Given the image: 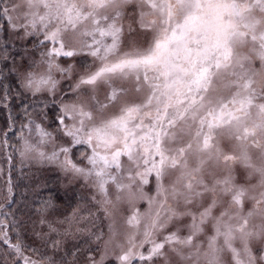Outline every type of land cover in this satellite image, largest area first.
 <instances>
[{
    "label": "snow or ice",
    "instance_id": "6c2138e0",
    "mask_svg": "<svg viewBox=\"0 0 264 264\" xmlns=\"http://www.w3.org/2000/svg\"><path fill=\"white\" fill-rule=\"evenodd\" d=\"M0 5L17 39L43 37L40 59L24 74L33 94H55V73L70 70L60 57L86 54L97 65L72 87L78 96L90 93L91 103L63 104L56 135L36 124V139H24L20 154L83 178L106 214L109 205H130L125 223L131 231L122 242L116 232L106 241L120 249L117 264H171L169 253L180 264H264V0ZM129 11L151 36L122 51ZM102 85L104 101L95 94ZM81 144L90 152L77 163L71 152ZM150 177L155 196L140 213L136 194L144 198ZM6 227L0 221L10 244ZM52 243L58 248L61 242ZM11 247L23 257L19 241ZM104 255L90 264H103Z\"/></svg>",
    "mask_w": 264,
    "mask_h": 264
},
{
    "label": "rangeland",
    "instance_id": "374dc122",
    "mask_svg": "<svg viewBox=\"0 0 264 264\" xmlns=\"http://www.w3.org/2000/svg\"><path fill=\"white\" fill-rule=\"evenodd\" d=\"M1 6L3 7V5ZM1 19L6 22L4 29ZM8 23L9 21L2 13L0 17V53L5 55L10 52L4 46L6 44L2 37L4 35L8 37V43L24 47L22 57L13 62L7 72L14 71L18 74L20 85L25 92L39 97L45 95L56 97L59 99L60 108L63 104L77 101L91 103L90 93L83 92L78 96L76 92L72 91V87L80 76L86 74V70L94 71L97 66L93 62V58L86 54L59 58L60 65L70 70L63 75L59 72L55 73V79L59 81L55 94L47 92L33 94L31 90L25 88L24 74L29 70L33 60L40 59V53L44 50V45L40 43L43 37L32 36L26 39H17L11 29L6 27ZM123 26L122 51L128 50L133 44L142 46L150 39L151 34L140 27L138 16L131 11L124 17ZM108 42H110V38ZM48 46L51 47V44ZM253 67L259 70L260 62L254 61ZM3 71L4 68L0 65V78L6 73ZM116 86L121 85L117 84ZM122 86L131 88L130 83H124ZM107 91V87L102 85L95 94L100 101H104ZM132 95L134 94L130 93V97ZM2 104L0 98V107L3 105L6 107L0 108V221L7 226L6 231L10 238V244L4 243L3 233L0 232V252L3 255V262L5 264H25L23 257H28L36 264H90V258L99 261L101 256L107 252L104 255L103 264H117L116 256L119 255L120 249H114V246L111 243L106 244V241L109 240L113 232H116L120 234L122 242L123 236L131 231L125 223V219L130 215V205L126 201L121 202L116 208L109 205L107 206L109 214H106L104 207L97 202L100 197L97 195L96 200H93V196L96 195L95 190L83 178L65 172L58 163L40 162L36 159L22 157L20 149L24 139L30 141L36 139V124H40L54 136L57 129H50L47 120L31 116V113L26 116L23 124H18V127L11 123V119H9L10 122H7V127H4L1 115L4 113V109L10 111L11 100L8 99L5 104ZM7 131L9 139L6 136ZM51 148V144L46 146V150L49 152ZM6 150H8L7 153ZM89 152L87 145H76L72 149L71 158L80 163L82 154ZM6 156L10 158L7 162L8 166L5 163ZM11 156H14L15 159L12 160ZM149 179L150 183L143 188L144 198H139L140 193L136 194L135 208L140 213L148 212L147 198L155 196L154 179L151 177ZM238 179H242V177H238ZM54 187L71 191L75 194V202L67 205L57 201L52 193ZM109 188L110 192L114 194V187L109 186ZM15 189L19 194L17 199ZM113 200L115 201L114 195ZM247 207L250 208L251 204ZM184 222L186 223L187 220ZM50 225L56 228L55 232L50 230ZM77 229H82V231H77ZM18 241L22 244L23 257L11 247V244H16ZM53 241H60V246L54 248ZM169 256L171 264H180L174 254L169 253ZM133 264H140V262L137 260ZM156 264H165V261L158 259Z\"/></svg>",
    "mask_w": 264,
    "mask_h": 264
},
{
    "label": "trees",
    "instance_id": "16d2710c",
    "mask_svg": "<svg viewBox=\"0 0 264 264\" xmlns=\"http://www.w3.org/2000/svg\"><path fill=\"white\" fill-rule=\"evenodd\" d=\"M0 8H2L1 5ZM1 14L2 11H0V17ZM5 24L6 22L3 21V29L5 28L4 27ZM2 37L4 38L6 43L4 44V46L7 48V50L10 51L8 54L5 55L3 54L1 55L0 53V65L2 68H4V71H6L3 77L0 78V98L3 104L6 103V100L8 99L11 100L10 111L8 112L7 110L5 111L4 109V113H2L1 115V119L4 123V127H7L8 124L7 122H10L9 119H11V123L14 124L15 127H18V124H23L26 120V116H28V114L31 113L32 114L31 116L42 117L43 119L47 120L48 127L50 129L53 128L56 130L59 126L57 117L61 113V108L58 102L59 99L56 97H48L46 95L41 97L37 95L34 96L23 90V88L20 85V79L18 77V74L15 73L14 71L7 72V69L13 64V62H16L18 59H20V57H22L24 47L20 45L14 46L12 43H8L7 41L8 37L6 35ZM28 46L30 47L29 44ZM0 108H6V107L3 105ZM6 136L7 139H9L8 131L6 133ZM10 144L12 145V142H10ZM7 151L8 150H6V153ZM11 157L13 158L12 160L15 159L14 156ZM5 158H6L5 163L9 162L10 159L9 156H6ZM7 169H9V167H7ZM52 193L54 194V198H56L57 201H60L62 204L70 205L75 202V194H73L71 191H65L59 187L58 188L54 187L52 189ZM15 195L17 199V195H19L17 193V190ZM2 257L3 255L0 252V264H5L3 262L4 260L2 259Z\"/></svg>",
    "mask_w": 264,
    "mask_h": 264
}]
</instances>
